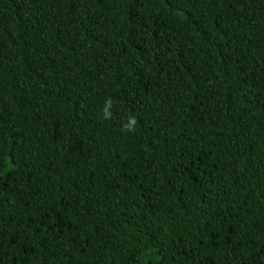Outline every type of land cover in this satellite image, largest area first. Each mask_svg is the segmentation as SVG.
<instances>
[{"label":"trees","instance_id":"obj_1","mask_svg":"<svg viewBox=\"0 0 264 264\" xmlns=\"http://www.w3.org/2000/svg\"><path fill=\"white\" fill-rule=\"evenodd\" d=\"M0 264H264V0H0Z\"/></svg>","mask_w":264,"mask_h":264},{"label":"clouds","instance_id":"obj_2","mask_svg":"<svg viewBox=\"0 0 264 264\" xmlns=\"http://www.w3.org/2000/svg\"><path fill=\"white\" fill-rule=\"evenodd\" d=\"M112 100L108 99L105 102V106L103 108V115L106 119H111L112 117V112H111V108H112ZM136 124V119L134 117H130L129 118V122L127 124L124 125V127L128 130H132L134 131V125Z\"/></svg>","mask_w":264,"mask_h":264}]
</instances>
